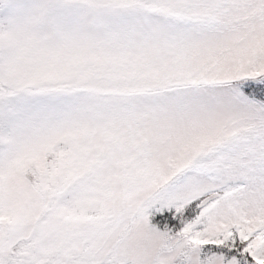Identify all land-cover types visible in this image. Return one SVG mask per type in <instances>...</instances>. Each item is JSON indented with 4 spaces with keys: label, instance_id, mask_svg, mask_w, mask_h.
I'll use <instances>...</instances> for the list:
<instances>
[{
    "label": "snow or ice",
    "instance_id": "6c2138e0",
    "mask_svg": "<svg viewBox=\"0 0 264 264\" xmlns=\"http://www.w3.org/2000/svg\"><path fill=\"white\" fill-rule=\"evenodd\" d=\"M0 264H264V0H0Z\"/></svg>",
    "mask_w": 264,
    "mask_h": 264
}]
</instances>
